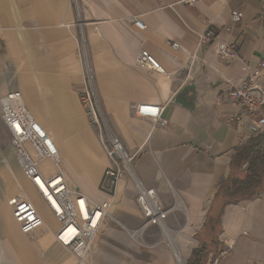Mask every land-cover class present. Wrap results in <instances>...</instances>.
<instances>
[{"label":"crops","instance_id":"obj_1","mask_svg":"<svg viewBox=\"0 0 264 264\" xmlns=\"http://www.w3.org/2000/svg\"><path fill=\"white\" fill-rule=\"evenodd\" d=\"M263 6L264 0H200L193 5L179 0H0L5 91H21L27 108L50 132L67 180L95 201L109 199L99 188L109 161L80 102L85 84L81 38L105 120L136 156L137 178L155 188L166 206H174L163 231L157 226L139 230L143 218L136 190L124 176L111 219L86 264H179L175 253L187 264L201 244L208 249L206 264L224 250L220 264H264V190L260 198L224 207L216 197L236 151L256 137L228 123L237 108L227 92L256 69L264 87ZM233 11H241L242 20L233 22ZM135 18L144 29L135 25ZM209 28L213 39L201 43L200 35ZM222 41L234 47L236 60L228 63L220 57L217 44ZM173 43L179 47L174 49ZM142 51L165 74L139 66ZM141 104L164 107L167 125L138 116ZM3 155L0 151V159ZM5 155L15 159L10 152ZM13 162L5 197L31 199L45 221L49 214L53 225L46 224L49 231L42 242L51 245L45 252L59 264H73L53 237L57 221L28 181L20 179V167ZM39 165L44 174L55 169L51 160ZM219 210V231L207 229L208 217Z\"/></svg>","mask_w":264,"mask_h":264},{"label":"built area","instance_id":"obj_2","mask_svg":"<svg viewBox=\"0 0 264 264\" xmlns=\"http://www.w3.org/2000/svg\"><path fill=\"white\" fill-rule=\"evenodd\" d=\"M198 1L200 0H179L180 3L188 5ZM261 15L264 18V6ZM242 18L241 11L232 12L233 22H239ZM134 23L140 29L145 28L139 18H135ZM213 36L212 28H209L200 35V41L209 43ZM172 46L177 49L179 44L173 43ZM82 48L80 57L84 66L85 84L80 93V102L88 121L97 130L99 143L109 161L99 186L101 191L108 194V200L95 201L67 180L55 140L27 108L21 91L13 90L0 96V117L8 133L12 153L30 187L58 223V228L53 233L56 243L74 257L75 264H86L96 238L111 219L117 186L124 176L132 180L136 190V203L143 218V225L139 230L157 226L163 231L166 220L174 208L163 203L155 188L146 187L137 178L134 169L136 156L123 146L106 122L97 97L85 46ZM217 49L220 57L226 62L230 63L237 59L234 47L229 46L227 42H219ZM195 59L194 55L192 60ZM137 64L165 74L164 69L146 51L140 53ZM259 74V69L249 72L241 78L239 85L232 86L227 92L229 101L237 108L228 123L230 125L236 123L238 127L247 129L254 136L264 135V87L258 82ZM163 112L164 107L154 104H141L136 107L138 116L148 118L162 128L167 125ZM40 160H51L55 168L53 173L44 174L39 165ZM8 205L22 234L32 235L47 227L31 199L22 196L12 197L8 200ZM139 230H133L132 233L140 236ZM226 254L225 250L221 251L211 264H220ZM175 256L179 264H185L177 253Z\"/></svg>","mask_w":264,"mask_h":264},{"label":"rangeland","instance_id":"obj_3","mask_svg":"<svg viewBox=\"0 0 264 264\" xmlns=\"http://www.w3.org/2000/svg\"><path fill=\"white\" fill-rule=\"evenodd\" d=\"M83 43L80 38V50L82 51ZM4 48L0 46V58H4ZM5 79L6 75L2 67H0V96L5 93ZM89 126H90V122ZM90 128V127H89ZM0 151L4 152L3 158L0 159V203L2 201V207L0 208V264H28L26 258L29 257L30 264H59L60 261L55 260L52 256L46 254L45 248L47 245H51L48 241H43L42 238H46V233L49 231L47 227L39 230L32 235H24L20 232L18 225L15 223L12 217L11 208L8 205V198L4 195L6 188V182L10 181L8 174L9 169H14L15 164L12 159H6L5 153H12L10 146V140L8 133L5 129L3 121L0 117ZM13 154V153H12ZM13 160V161H12ZM7 163V165H6ZM20 167V166H19ZM21 180L27 181L21 167ZM13 176L14 172L9 171ZM15 182H18L17 180ZM24 189L32 193L30 187L25 185ZM49 215V214H48ZM46 216V224L48 227H52L53 223L49 220L50 216ZM60 249V248H59ZM68 259H72L75 263V259L67 251L62 250Z\"/></svg>","mask_w":264,"mask_h":264},{"label":"trees","instance_id":"obj_4","mask_svg":"<svg viewBox=\"0 0 264 264\" xmlns=\"http://www.w3.org/2000/svg\"><path fill=\"white\" fill-rule=\"evenodd\" d=\"M246 166L245 169L243 167ZM264 190V135L251 137L240 147L231 161V172L218 190L217 198L222 207L237 204L242 200L260 198ZM220 210L215 217H208L207 229L219 231ZM208 249L201 244L192 253L187 264H206Z\"/></svg>","mask_w":264,"mask_h":264},{"label":"bare ground","instance_id":"obj_5","mask_svg":"<svg viewBox=\"0 0 264 264\" xmlns=\"http://www.w3.org/2000/svg\"><path fill=\"white\" fill-rule=\"evenodd\" d=\"M18 165H19V164H18ZM15 197H16V196H15ZM22 197H23V196H22ZM177 251H178V250H177ZM73 264H75L74 261H73Z\"/></svg>","mask_w":264,"mask_h":264}]
</instances>
